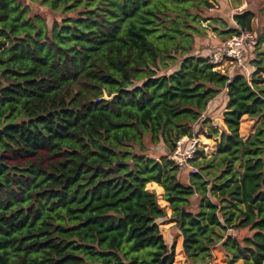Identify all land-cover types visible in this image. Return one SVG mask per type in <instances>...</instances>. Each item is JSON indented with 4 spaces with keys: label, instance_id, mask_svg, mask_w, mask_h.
<instances>
[{
    "label": "trees",
    "instance_id": "16d2710c",
    "mask_svg": "<svg viewBox=\"0 0 264 264\" xmlns=\"http://www.w3.org/2000/svg\"><path fill=\"white\" fill-rule=\"evenodd\" d=\"M213 4L0 0V264H173L166 210L187 263L219 246L228 264H264V0L230 27ZM212 24L254 36L250 79L209 63ZM198 126L216 150L197 149L185 182L167 155Z\"/></svg>",
    "mask_w": 264,
    "mask_h": 264
},
{
    "label": "rangeland",
    "instance_id": "374dc122",
    "mask_svg": "<svg viewBox=\"0 0 264 264\" xmlns=\"http://www.w3.org/2000/svg\"><path fill=\"white\" fill-rule=\"evenodd\" d=\"M261 0H214V8L208 12L209 16H213L217 19H221L224 20L227 24V27L233 26L234 23L231 20V17L236 14V13H240L243 10L249 8H256L260 5ZM32 8H34V10H36L37 12H39L44 18L47 19L48 24H51V19L48 16V14L45 12L44 8H41L38 4H32ZM203 27L204 26H208L207 23H202L201 24ZM216 28V29H222L219 24H212L211 27H207L208 30L205 33V37L202 38V45L207 49L205 54H209L212 53L215 49H217L221 44L224 43L225 40H228L229 37L226 38H222L219 37L217 35V33L212 31V28ZM227 29V28H226ZM247 50L252 51L253 50V44L252 42L254 41V36L252 35L251 39L247 40ZM247 58V56H246ZM219 105V104H217ZM219 108L217 110H214L212 112V114H214L215 116H218V113L220 112V107H216ZM252 121V120H251ZM253 122V121H252ZM253 125H255L254 123H252ZM243 127L248 128L249 125L248 123L246 125L243 124ZM198 139H199V146L198 149H201L204 153V155L206 157H210L212 156L213 152H214V148H215V142L208 138L206 135L207 133H205V131L201 130V127H195V134ZM162 150V146L159 147L158 150L156 149H150L148 154L152 157H154V159H159L161 157V150ZM170 154L167 155V157L169 158ZM189 176V172L188 171H184L182 174V177L185 179ZM147 190L149 191H153L155 192L156 196H157V200L158 203L162 206L166 208V204L164 202H159L162 201L161 198L158 197L157 195V190L154 189V186H146ZM162 197V196H161ZM196 207V204L193 203V208ZM156 223L158 224L159 228H160V233L163 237L164 242L168 245L171 246L174 244L175 246V258H174V262L173 264H189L185 261V257L182 254V248H181V238L177 235V230L174 228V223L173 221L170 219V211L166 210V216L164 218L158 219L156 221ZM228 234H230L231 236H236L241 238L243 236H247L249 235V233L246 230L237 232L235 230H229L227 232ZM212 264H228V259L226 256H224L221 252V250L219 249V246L214 247L212 250ZM235 264H242L240 261H238Z\"/></svg>",
    "mask_w": 264,
    "mask_h": 264
},
{
    "label": "built area",
    "instance_id": "2783aa9c",
    "mask_svg": "<svg viewBox=\"0 0 264 264\" xmlns=\"http://www.w3.org/2000/svg\"><path fill=\"white\" fill-rule=\"evenodd\" d=\"M251 38L252 35L247 32L232 36L223 44L220 50L207 54L209 63L219 71H222L221 65L224 62L230 64L234 69H244L245 47L247 40ZM198 146L199 139L196 135L183 137L177 141L169 159L181 170L192 174L197 173V169L192 166L191 161L195 159Z\"/></svg>",
    "mask_w": 264,
    "mask_h": 264
},
{
    "label": "crops",
    "instance_id": "0c3cea01",
    "mask_svg": "<svg viewBox=\"0 0 264 264\" xmlns=\"http://www.w3.org/2000/svg\"><path fill=\"white\" fill-rule=\"evenodd\" d=\"M222 47H223V45H222ZM213 52H215V51H213ZM206 57H207V55H206ZM221 72L222 73H225V74H227V75H229V76H231L232 74H233V72L235 71V69L230 65V64H228V63H226V62H224V63H222V65H221ZM244 71H245V74H246V77L248 78V79H250V75L252 74V72H253V68H251V67H249V66H247V65H245L244 66V69H243ZM223 102H225V95H224V93H222L220 96H218V98H216L214 101H212L211 103H210V105H209V107H208V110L206 111V113H205V115H204V118H206V117H211V120H214V114H212V112H213V110L218 106L217 104H221V105H223ZM248 123V125H249V127L248 128H244L243 127V124L244 125H246ZM253 122L250 120V119H248L246 116H244L242 119H241V123H240V136L243 138V139H247V138H249V137H251L252 136V134H253V132H254V129H255V125H253L252 124ZM215 148H214V152H213V154L212 155H214L215 154ZM162 154H164L163 152H162ZM183 180L185 181V182H187V179L185 178H183ZM154 185H156V184H154V183H151V184H148V186L149 187H151V186H154ZM158 188H160L158 185H156ZM161 189V188H160ZM162 190V189H161ZM181 242H182V240H181Z\"/></svg>",
    "mask_w": 264,
    "mask_h": 264
}]
</instances>
